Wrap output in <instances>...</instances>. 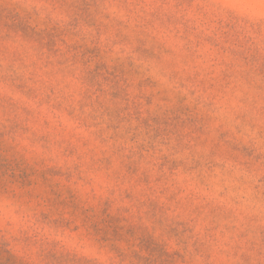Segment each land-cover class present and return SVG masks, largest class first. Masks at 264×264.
<instances>
[{
  "label": "rangeland",
  "instance_id": "374dc122",
  "mask_svg": "<svg viewBox=\"0 0 264 264\" xmlns=\"http://www.w3.org/2000/svg\"><path fill=\"white\" fill-rule=\"evenodd\" d=\"M0 264H264V0H0Z\"/></svg>",
  "mask_w": 264,
  "mask_h": 264
}]
</instances>
